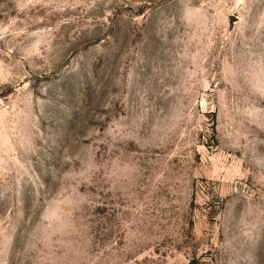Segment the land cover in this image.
Returning <instances> with one entry per match:
<instances>
[{
	"label": "rangeland",
	"instance_id": "374dc122",
	"mask_svg": "<svg viewBox=\"0 0 264 264\" xmlns=\"http://www.w3.org/2000/svg\"><path fill=\"white\" fill-rule=\"evenodd\" d=\"M0 264H264V0H0Z\"/></svg>",
	"mask_w": 264,
	"mask_h": 264
}]
</instances>
